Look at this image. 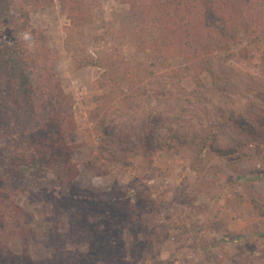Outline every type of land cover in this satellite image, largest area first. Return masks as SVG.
Segmentation results:
<instances>
[{
  "label": "rangeland",
  "instance_id": "374dc122",
  "mask_svg": "<svg viewBox=\"0 0 264 264\" xmlns=\"http://www.w3.org/2000/svg\"><path fill=\"white\" fill-rule=\"evenodd\" d=\"M66 1L0 0V44L44 41L75 119L73 181L33 180L12 173L19 122L0 108V191L31 229L23 241L0 220V264H264L258 1L245 17L221 0ZM111 64L138 82L109 83ZM213 71L221 100L196 99Z\"/></svg>",
  "mask_w": 264,
  "mask_h": 264
},
{
  "label": "trees",
  "instance_id": "16d2710c",
  "mask_svg": "<svg viewBox=\"0 0 264 264\" xmlns=\"http://www.w3.org/2000/svg\"><path fill=\"white\" fill-rule=\"evenodd\" d=\"M26 1L30 8H34L41 0ZM257 1L264 11V0ZM61 2L67 4L66 0ZM161 6L164 5L161 4ZM221 6L228 10L240 9L242 17L249 16L248 9L255 7L253 0H221ZM5 12L8 14L12 12L8 5ZM8 14L4 18L0 17V20L2 18V21L6 23L7 18L11 19V14ZM16 27L15 25L12 31ZM0 29H3L4 33L9 30L6 24H3ZM193 29L195 31L196 27ZM15 38V34H12L3 45L0 44V108L8 114L6 118L8 121L11 120L9 117L11 116L16 123L25 124L22 127L16 124L17 131L10 142L11 149H9L10 168L12 173L15 171L20 177L33 180H38L50 173L56 174L58 180L69 184L73 181L74 174L71 164L72 148L68 143L69 135L75 127L73 100L56 81L54 69L49 63L51 51L45 42L36 40V45L32 48L23 49L19 43H15ZM119 67L114 68L111 64L110 70H104L109 83L130 85L133 80L138 82L137 69L130 77ZM210 75L212 84L209 87L198 85L197 90L192 93L196 99L204 98L206 102L221 100L226 78L215 71ZM23 117H26L29 122L23 121ZM179 118L181 116L177 119ZM158 144L162 143L146 139L148 150L154 149ZM115 149H121V147L110 145L103 148L104 152L110 153H113ZM8 196V193L0 191L1 223L7 230L15 225L18 226L20 238L24 241L31 236L30 226L21 209L15 204V200ZM3 237L5 234H0V249L4 247Z\"/></svg>",
  "mask_w": 264,
  "mask_h": 264
},
{
  "label": "clouds",
  "instance_id": "9594fccd",
  "mask_svg": "<svg viewBox=\"0 0 264 264\" xmlns=\"http://www.w3.org/2000/svg\"><path fill=\"white\" fill-rule=\"evenodd\" d=\"M27 39V37H25Z\"/></svg>",
  "mask_w": 264,
  "mask_h": 264
}]
</instances>
